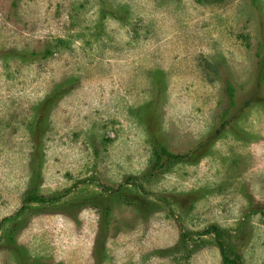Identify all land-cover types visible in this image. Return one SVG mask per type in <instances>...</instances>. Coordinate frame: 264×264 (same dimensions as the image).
Masks as SVG:
<instances>
[{"label": "rangeland", "instance_id": "1", "mask_svg": "<svg viewBox=\"0 0 264 264\" xmlns=\"http://www.w3.org/2000/svg\"><path fill=\"white\" fill-rule=\"evenodd\" d=\"M236 257L264 264V0H0V264Z\"/></svg>", "mask_w": 264, "mask_h": 264}, {"label": "trees", "instance_id": "2", "mask_svg": "<svg viewBox=\"0 0 264 264\" xmlns=\"http://www.w3.org/2000/svg\"><path fill=\"white\" fill-rule=\"evenodd\" d=\"M163 158L168 163H174V162L178 161L179 159H183L184 156L174 154V153L168 151L166 148L163 147L158 151L156 150V162L159 163L160 160ZM56 199L57 198L51 197V196L46 197V196H41V195H38L35 193H31L25 198V204L26 203H32V202L40 203V204H46V203H52ZM222 249L224 251L223 247H222ZM227 253H230V251H228ZM227 253H226V255H227ZM233 262H234V264H243V262L238 257L234 258Z\"/></svg>", "mask_w": 264, "mask_h": 264}]
</instances>
